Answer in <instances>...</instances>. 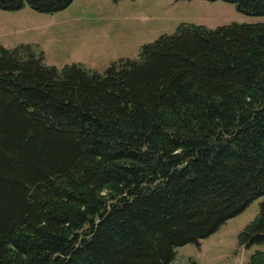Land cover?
Wrapping results in <instances>:
<instances>
[{
	"label": "trees",
	"instance_id": "1",
	"mask_svg": "<svg viewBox=\"0 0 264 264\" xmlns=\"http://www.w3.org/2000/svg\"><path fill=\"white\" fill-rule=\"evenodd\" d=\"M261 198L264 24H181L103 74L0 45V264H172ZM238 242L264 264V200Z\"/></svg>",
	"mask_w": 264,
	"mask_h": 264
},
{
	"label": "rangeland",
	"instance_id": "2",
	"mask_svg": "<svg viewBox=\"0 0 264 264\" xmlns=\"http://www.w3.org/2000/svg\"><path fill=\"white\" fill-rule=\"evenodd\" d=\"M237 24H264V16H250L235 4L205 0H74L65 10L42 14L26 6L16 12L0 10V45L13 49L21 44L44 52L45 64L61 70L79 64L103 74L121 59H138L143 46L163 35L176 33L181 24L209 29ZM264 198L251 203L216 233L177 248L172 264H249L250 249L238 242L239 233L260 212Z\"/></svg>",
	"mask_w": 264,
	"mask_h": 264
}]
</instances>
